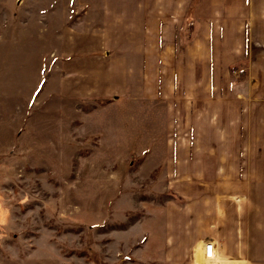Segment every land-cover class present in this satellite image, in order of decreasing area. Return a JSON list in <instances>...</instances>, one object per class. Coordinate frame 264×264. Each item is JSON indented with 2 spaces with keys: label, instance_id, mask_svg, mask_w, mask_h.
Returning a JSON list of instances; mask_svg holds the SVG:
<instances>
[{
  "label": "rangeland",
  "instance_id": "obj_1",
  "mask_svg": "<svg viewBox=\"0 0 264 264\" xmlns=\"http://www.w3.org/2000/svg\"><path fill=\"white\" fill-rule=\"evenodd\" d=\"M31 2L21 9L0 7V264H200V246L212 239L185 247L197 231H179L183 222L196 228L193 214L185 221L181 214L200 213L198 205L205 203L210 214L197 227L212 236L218 218L240 221L211 213L221 209L223 215L234 207L242 199L235 197L240 185L230 182L226 142L219 146L218 167L191 169L208 178L180 176L174 166L180 153L167 150L168 120L171 127H189L183 115L198 114L201 129L223 131L228 139L235 128L252 135L259 125L261 131L260 113L249 127L227 109L231 100L245 106L264 99L258 73L245 61L229 70L219 61L214 71L206 48L186 55L197 24L187 42L181 39L184 24L169 56L167 42L149 39V48L156 43L160 55L149 76L152 99L93 96L90 82L68 79L70 71L88 74L97 68L91 56L68 49L77 38L71 35L67 43L65 31L77 27L79 9L58 7L50 23L34 15ZM244 47L250 48L246 41ZM260 51L255 46L252 57ZM178 98L182 102L168 105ZM255 142L249 141L247 207L253 175L264 176V167L256 165L264 153ZM236 234L213 240L222 245ZM245 251L244 243V262Z\"/></svg>",
  "mask_w": 264,
  "mask_h": 264
},
{
  "label": "crops",
  "instance_id": "obj_2",
  "mask_svg": "<svg viewBox=\"0 0 264 264\" xmlns=\"http://www.w3.org/2000/svg\"><path fill=\"white\" fill-rule=\"evenodd\" d=\"M0 1L2 8L17 6L21 9L26 6L27 0ZM194 1L32 0L30 4L35 9L34 15L44 19V22L50 23L56 22L55 18L59 16L58 7L79 9L78 14H81L77 15L80 17L77 27L68 28L65 31L67 43L72 36L77 38V42H74L68 49L73 50L72 54L91 56L90 58L96 62L97 68L88 74L79 70L70 71L68 79L79 80L82 83L90 82L89 92L93 96L127 95V98L149 101L153 98V83L149 76L159 63L157 57L160 56L159 45L155 43L153 47L149 48V39L167 42V50L164 54L169 56L171 52L174 53L175 40H179L187 11ZM10 17L12 16L9 15ZM193 21L197 24V31L191 42L184 48L183 52L186 55L193 57L198 53L197 50L206 48L213 58L212 68L214 71L219 69V61L228 70L236 63L248 62L249 69L253 73H258L257 86L264 87V51L258 52L255 58L252 57L255 46L262 47L264 50V0H198L194 8ZM245 41L250 47L247 50L244 47ZM81 42L82 45H78ZM105 50H108L107 55L113 57V62L103 57ZM161 63H165V60H161ZM177 100V102L168 100V105L182 102L179 98ZM257 100L259 101H249L245 106L244 102L240 100H231L228 102L227 109L231 115H242L243 121H247V126L251 127L253 121H257V117L254 116L256 113H260L261 119L264 120V99L262 97L261 100ZM241 107L242 111H239ZM170 108L175 109L171 105ZM258 118L260 119V117ZM188 120L189 127H171L168 120L165 132L169 137H172L167 140V150L171 151L173 155L175 151L178 152V155L180 153L177 163L174 164L179 169V175L184 179L197 178L201 181L203 178H208L207 174L197 173L196 170L191 171V169L218 167V152L223 150L219 146L226 142L224 150L229 154L227 159L231 162L230 167L233 168L232 175L229 176L230 182L237 181L236 184L240 185V188H236V190H240L235 197L238 198L242 195V199L238 198L236 202L233 201V203L235 202L234 207L223 215H221V209L216 210V213L215 211L211 212L214 216L228 217L232 221L240 218V221L237 220L234 224H231L228 219L224 222L218 218L215 220V225L213 224L212 229H215L216 232L212 236L202 233V228L197 227L200 225L198 223L201 222L202 217L210 214L205 203H199L198 207H202L200 213L198 211L182 213L184 221L186 215L193 214L196 228L193 229L183 222L180 225L182 229L179 231L195 233L197 231V235L192 239L185 237V239L187 238L185 247L191 249L203 240L224 238L238 232L246 247L245 262L243 261L242 264H264V176L262 178L261 175H253L252 177L255 178L253 179L255 188L254 192L250 196L248 195L251 207L244 204L248 198L245 199L243 196L249 189L248 182H246V179L249 178L247 169L251 164L248 155L251 153L249 141L252 138L255 139L256 151L264 153V132H262L264 127L260 131L259 125L255 123L258 126L253 130L252 138L249 132L241 133L235 128L230 130L228 139L225 132L218 131L211 126V128L207 126V128L201 129L200 123L203 120L198 114L193 119H188L184 114L183 121L186 123ZM186 151L192 154L190 155ZM223 158L220 160H224ZM256 162H258L257 166L264 167V159H258ZM239 177H241V181ZM197 179H188V181L195 182ZM185 180L187 181V179ZM232 237L235 236L232 235ZM197 258L196 261L199 262V257L196 256Z\"/></svg>",
  "mask_w": 264,
  "mask_h": 264
},
{
  "label": "built area",
  "instance_id": "obj_3",
  "mask_svg": "<svg viewBox=\"0 0 264 264\" xmlns=\"http://www.w3.org/2000/svg\"><path fill=\"white\" fill-rule=\"evenodd\" d=\"M242 246L243 241L240 236L222 245L214 240L204 241L200 264H242Z\"/></svg>",
  "mask_w": 264,
  "mask_h": 264
},
{
  "label": "trees",
  "instance_id": "obj_4",
  "mask_svg": "<svg viewBox=\"0 0 264 264\" xmlns=\"http://www.w3.org/2000/svg\"><path fill=\"white\" fill-rule=\"evenodd\" d=\"M195 4H196V0L193 2V4L191 5L190 9H189V14H187V18H186V22L185 25L183 27V33L181 32V39L185 42L189 41L192 38L193 35V31H194V21L192 18V11L195 8ZM105 101L109 102L110 99H106Z\"/></svg>",
  "mask_w": 264,
  "mask_h": 264
}]
</instances>
